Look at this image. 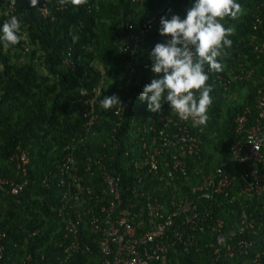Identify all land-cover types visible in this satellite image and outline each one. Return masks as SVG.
<instances>
[{"label":"trees","instance_id":"trees-1","mask_svg":"<svg viewBox=\"0 0 264 264\" xmlns=\"http://www.w3.org/2000/svg\"><path fill=\"white\" fill-rule=\"evenodd\" d=\"M194 2L150 0L133 4L131 0H87L77 10L70 5L57 9L53 2L50 14L44 17L30 0H17L15 6L10 0H0V28L13 15L22 24L17 45L4 48L0 43V176H13L10 158L18 147L28 150L31 158L26 177L29 183L23 192L17 196L0 194V234H6L2 241L6 263L16 264L31 255L41 264H58L64 250L60 248L64 223L59 215L63 191L57 181L61 180L69 145L75 149L78 165L81 158L94 151L116 154L113 171L123 176L124 185L131 182L132 160L142 155L141 139L152 137L148 128L152 118L160 114L149 112L147 101L139 100L144 86L159 78L151 71V50L170 39L159 34L160 18L179 15L184 19ZM236 2L242 5L243 14L236 20L225 17L221 21L225 28L235 29L234 35L228 37L232 46L218 57L222 71L212 75L205 66L207 84L213 87V102L204 126L203 162L211 168L232 165L229 148L235 141V120L248 111L249 124H253L257 118V90L264 92V54L256 60L252 48L253 37L264 39V24L253 28L256 15L264 20V0ZM152 16L157 18L153 30L141 36V26ZM129 17L142 39L138 57L133 61L119 53L117 40L125 34L124 24ZM240 63L245 70L253 69L254 76L233 80L232 73ZM130 65L135 73L130 87L122 94L127 96L126 112L124 123L118 126L114 115L103 110L99 101L114 95ZM217 76L231 82L222 87ZM97 89V118L88 131L85 101L95 97L93 91ZM117 144L121 149L114 152ZM94 189L101 193V186L95 184ZM220 199L223 206L218 209L219 216L232 222V210L237 208ZM82 242L89 244L85 236ZM210 256L195 249H178L171 253L169 264H212ZM100 259L95 247L92 252L80 250L66 264H99Z\"/></svg>","mask_w":264,"mask_h":264},{"label":"built area","instance_id":"built-area-1","mask_svg":"<svg viewBox=\"0 0 264 264\" xmlns=\"http://www.w3.org/2000/svg\"><path fill=\"white\" fill-rule=\"evenodd\" d=\"M146 1L150 0H131L133 4ZM53 2L57 9L64 8L59 0H39L36 9L47 17ZM156 21V17H150L141 26L140 35L147 36ZM263 24L256 15L253 28H262ZM124 28L125 34L117 38L119 53L133 61L142 39L131 17ZM252 48L254 57L260 60L264 39L253 37ZM134 73L130 65L114 91L124 106L110 109L118 126L124 123L126 112L127 96L122 94L130 87ZM254 74L253 69L245 70L240 63L231 78L250 79ZM216 80L222 87L231 82L222 76ZM99 91L94 90L95 97L85 101L88 131L97 118L94 104ZM257 91L254 123L249 124L248 111L235 120V141L229 148L232 165L208 167L203 162L204 126L193 127L191 119H179L167 102L152 118L148 128L152 137L141 139L142 155L132 160L131 182L126 185L123 176L112 169L116 154L94 151L81 158L78 165L75 149L69 145L70 153L64 158L62 177L57 181L63 191L59 215L64 223V242L60 244L64 250L58 264H66L82 249L92 252L95 247L101 256L99 264H169L171 253L178 249L209 253L212 264H264V92L261 88ZM120 149L119 144L114 146V152ZM10 163L13 176H0V194L17 196L29 183V151L18 147ZM95 184L101 186L100 194ZM44 185L47 187V181ZM220 198L237 208L232 210V222L219 216L218 209L223 206ZM83 236L89 244H83ZM220 237L225 238L223 246L217 243ZM5 238V233L0 234V264H8L2 243ZM16 264L41 262L29 255Z\"/></svg>","mask_w":264,"mask_h":264},{"label":"clouds","instance_id":"clouds-1","mask_svg":"<svg viewBox=\"0 0 264 264\" xmlns=\"http://www.w3.org/2000/svg\"><path fill=\"white\" fill-rule=\"evenodd\" d=\"M10 3L15 6L17 0H10ZM86 3L87 0H59L61 6L70 5L74 10ZM30 4L35 8L38 0H30ZM242 14V5L236 0H195L186 18L181 19L179 15L160 18L159 34L170 39L157 43L149 54L151 71L159 77L145 85L139 96L141 102L147 101L149 112L160 113L163 102H167L179 119H191L193 127L206 126L213 87L207 84L209 75L205 66L210 71H222L217 58L232 46L228 37L234 35L235 29L225 28L221 21L225 17L236 20ZM20 31L21 21L16 16L6 20L0 28L3 47L17 45ZM99 103L105 111L117 106L124 109L116 95L104 96ZM217 243L225 245V238H218Z\"/></svg>","mask_w":264,"mask_h":264}]
</instances>
